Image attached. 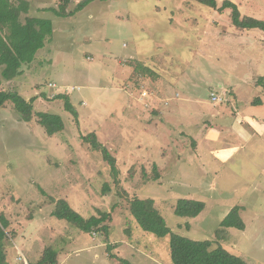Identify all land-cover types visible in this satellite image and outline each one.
<instances>
[{"label": "rangeland", "instance_id": "rangeland-1", "mask_svg": "<svg viewBox=\"0 0 264 264\" xmlns=\"http://www.w3.org/2000/svg\"><path fill=\"white\" fill-rule=\"evenodd\" d=\"M24 1L28 16L53 21L54 33L14 82L0 67V89L36 99L31 121L11 102L0 109V216L10 223L9 264L36 263L43 245L58 251L61 264H173L170 235L139 226L130 211L135 197L154 199L173 232L264 264V145L243 149L237 139L240 153L227 163L210 160L200 146V130L214 126V115L228 123L241 106L262 100L252 90L264 76L250 78L256 73L247 63L250 29L233 24L231 9L220 8L224 0L218 8L196 0H96L67 17L47 10L63 0ZM80 1L71 0L68 11ZM231 1L242 16L264 19V0ZM260 65L258 74L264 57ZM163 106L171 112L158 116ZM41 111L60 114L65 128L48 134ZM92 132L115 156L116 179L103 152L84 141ZM225 134L219 141L232 136ZM61 198L86 218L110 212L109 233L84 232L53 216ZM180 198L205 208L197 217L179 216ZM234 207L246 227H229V240H218Z\"/></svg>", "mask_w": 264, "mask_h": 264}, {"label": "trees", "instance_id": "trees-1", "mask_svg": "<svg viewBox=\"0 0 264 264\" xmlns=\"http://www.w3.org/2000/svg\"><path fill=\"white\" fill-rule=\"evenodd\" d=\"M95 0H82L76 4V7L68 11L71 0H63L58 8L51 7L47 10L53 11L60 17L72 16L83 10L87 5ZM106 1V0H100ZM108 1V0H107ZM201 4L211 8H218L217 0H196ZM221 10L231 9V18L233 24L240 30L261 29L264 31V19L253 16H242L239 5L231 0H224ZM29 3L21 1L13 3L11 0H0V65L2 66V76L12 81L16 76L23 72V66L31 63L38 51L42 49L48 38L54 33L53 21L49 18L26 16L21 20L23 12L28 13ZM144 71L154 73V71L145 65H138ZM258 84L264 86V77L258 79ZM57 98L65 100V108L77 115L75 106L71 103L69 95L61 93ZM36 99L27 100L17 89H0V109L11 102L15 110L25 121H31L33 118V103ZM40 124L45 127L48 134L53 135L65 128V123L60 114L50 112H38ZM85 142H89L96 150H101L104 159L111 166V171L116 179L119 170L115 156L103 145L97 138L95 132L84 135ZM157 169V165H154ZM56 208L53 216L64 219L77 226L80 230L88 233L100 232L108 234L111 220V213L101 211L99 215L84 217L76 211L70 203L61 198L56 201ZM205 208L203 201H193L188 198H180L175 208V214L183 217H197ZM130 211L135 217L139 226L146 232L152 233L157 237L170 235L171 259L173 264H251L244 257L232 253L222 245L214 246L210 239L196 240L186 237L180 233L173 232L168 226L165 217L155 205L152 198L135 197L130 201ZM9 221L4 215L0 216V264H9L6 254V240L8 239L7 228ZM223 229L218 231V240H229V234L226 229L235 227L240 230L245 229L239 207H234L222 221ZM129 264V261H125ZM30 264H60L59 254L53 247L45 248L42 256L36 263Z\"/></svg>", "mask_w": 264, "mask_h": 264}, {"label": "crops", "instance_id": "crops-1", "mask_svg": "<svg viewBox=\"0 0 264 264\" xmlns=\"http://www.w3.org/2000/svg\"><path fill=\"white\" fill-rule=\"evenodd\" d=\"M96 1V0H95ZM15 4H17L15 1H13ZM94 2V1H93ZM40 8L38 5L32 7V9ZM29 12H31V6L29 8ZM28 16V13L23 12L21 14V20L24 21L23 18ZM39 17V16H36ZM236 30V29H234ZM246 33V36L248 37V42L250 44L249 46V55H252L253 57H250L249 60L247 61L249 68L253 69V72L250 73H256L252 75L250 78L256 77L257 75L264 76L262 74H258V71L263 69L260 65V59H262L264 56L260 57L261 54H264V31L261 29H250L248 31H244ZM260 54V55H259ZM258 56V57H256ZM0 67H2L0 65ZM23 69V68H22ZM153 70V69H152ZM2 72V71H1ZM155 74V73H152ZM15 80L13 79L12 81H7V83L14 82ZM253 82V81H252ZM255 88L252 90L253 94H260L262 97V100H256V102L253 100L250 102V104L243 105L241 108L238 110L237 114L235 117L231 118V120L228 121V123H216V121H221L222 119V114L219 115L216 114L214 115V126L209 127L207 130L206 129H201L200 130V137H203V140L200 141V146L204 145L206 150L208 151L206 154L210 155L208 158L212 160L214 158L216 161H220L222 163H227L231 159L236 158L238 154L240 153L239 150V145L236 143L237 139L243 140L241 148H246V144H249L253 146V148L257 147L258 149H261V145H264V86L263 85H256L254 84ZM257 86V87H256ZM174 92L176 90L179 91L178 89H173ZM177 92V91H176ZM175 92V93H176ZM182 92V91H181ZM174 93V94H175ZM178 93V92H177ZM167 96V95H166ZM190 99L189 96H187L186 101L183 103H186ZM191 99H194V103L197 101L192 97ZM157 100V99H156ZM154 100V101H156ZM160 100V99H159ZM163 100V98H162ZM199 101V100H198ZM175 102V101H174ZM179 103L180 105H183V103L176 101L175 104ZM8 104V103H7ZM6 104V106H7ZM187 104V103H186ZM6 108V107H4ZM162 109L163 111L161 114H158V116L164 115V112H167V114L171 111H168L169 107H164ZM175 112V111H173ZM170 113L175 116L177 113ZM184 108L181 107L180 114L184 115ZM184 118V116H183ZM221 128V129H218ZM223 127H226L223 129ZM219 130V131H218ZM227 130H230L232 132V136L227 139V141H219V135L220 138H226ZM207 146V147H206ZM209 146V147H208ZM243 148V149H244ZM204 151V150H202ZM212 157V158H211ZM214 163V162H213ZM42 251L45 249V245L41 246ZM41 251V253H42ZM32 258V255H31ZM61 259V257H60ZM60 260V264H61Z\"/></svg>", "mask_w": 264, "mask_h": 264}, {"label": "built area", "instance_id": "built-area-1", "mask_svg": "<svg viewBox=\"0 0 264 264\" xmlns=\"http://www.w3.org/2000/svg\"><path fill=\"white\" fill-rule=\"evenodd\" d=\"M50 86H51V88H57L58 87L57 83H51Z\"/></svg>", "mask_w": 264, "mask_h": 264}]
</instances>
